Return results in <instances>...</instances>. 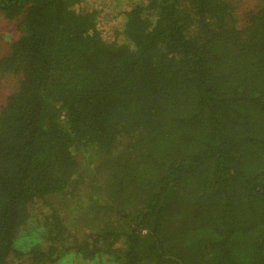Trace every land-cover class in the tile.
Here are the masks:
<instances>
[{"label":"trees","instance_id":"16d2710c","mask_svg":"<svg viewBox=\"0 0 264 264\" xmlns=\"http://www.w3.org/2000/svg\"><path fill=\"white\" fill-rule=\"evenodd\" d=\"M110 1L0 0V264H264V0Z\"/></svg>","mask_w":264,"mask_h":264},{"label":"rangeland","instance_id":"374dc122","mask_svg":"<svg viewBox=\"0 0 264 264\" xmlns=\"http://www.w3.org/2000/svg\"><path fill=\"white\" fill-rule=\"evenodd\" d=\"M123 8H127L128 4L126 3V0H123ZM233 2H238L237 4L240 6V8L237 11L238 15L240 16L239 21H241V17L243 15V12L245 10H248L251 8L256 0H232ZM79 4H77V8H82L81 6L89 9L99 10L100 7H102L106 2H108L110 8H105L104 11L99 16V29L102 31V35L110 37V34L112 33V26L115 23V16L117 15V11H115L116 6L111 5L110 0H79ZM110 2V3H109ZM113 4V3H112ZM108 19V21H107ZM16 33L13 30L11 23H5L0 21V46L6 47L8 44V40L10 38L16 37ZM11 88V84H9V79L3 78L0 79V105L3 103L6 95L9 93ZM102 181L101 179L95 180L93 178L88 180L87 185V191L89 192L91 190V187L93 185V182ZM28 234V232H27Z\"/></svg>","mask_w":264,"mask_h":264}]
</instances>
